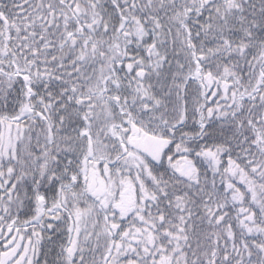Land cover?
Returning a JSON list of instances; mask_svg holds the SVG:
<instances>
[{"label":"snow or ice","instance_id":"6c2138e0","mask_svg":"<svg viewBox=\"0 0 264 264\" xmlns=\"http://www.w3.org/2000/svg\"><path fill=\"white\" fill-rule=\"evenodd\" d=\"M0 264H264V0H0Z\"/></svg>","mask_w":264,"mask_h":264}]
</instances>
